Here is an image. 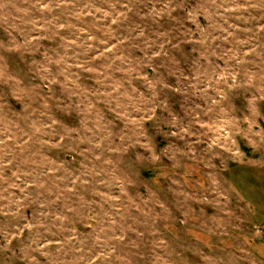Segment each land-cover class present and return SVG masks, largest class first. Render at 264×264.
Here are the masks:
<instances>
[{
    "label": "rangeland",
    "instance_id": "rangeland-1",
    "mask_svg": "<svg viewBox=\"0 0 264 264\" xmlns=\"http://www.w3.org/2000/svg\"><path fill=\"white\" fill-rule=\"evenodd\" d=\"M0 264H264V0H0Z\"/></svg>",
    "mask_w": 264,
    "mask_h": 264
}]
</instances>
